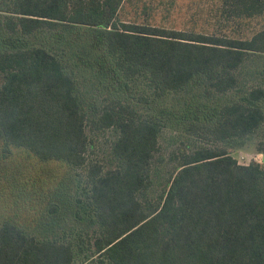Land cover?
<instances>
[{
    "label": "trees",
    "instance_id": "16d2710c",
    "mask_svg": "<svg viewBox=\"0 0 264 264\" xmlns=\"http://www.w3.org/2000/svg\"><path fill=\"white\" fill-rule=\"evenodd\" d=\"M1 1L0 36L14 48H0V136L43 160L88 166L96 223L92 260L264 264V163H240L226 145L264 123L262 85L218 108L215 124L205 127L209 145L169 152L177 166L153 197V167L167 158L159 141L162 122L120 100L105 103L92 123L115 128L118 136L111 146L117 164L104 169L90 160L91 120L74 76L46 46L17 45L43 28L63 41L66 32L86 26L102 33L115 72H141L160 92L203 76L214 92L226 93L240 88L239 71L250 54L264 53V25L244 37L122 21L125 0ZM221 3L224 22L264 14V0ZM74 257L71 241L38 239L8 221L0 225V264H74Z\"/></svg>",
    "mask_w": 264,
    "mask_h": 264
},
{
    "label": "rangeland",
    "instance_id": "374dc122",
    "mask_svg": "<svg viewBox=\"0 0 264 264\" xmlns=\"http://www.w3.org/2000/svg\"><path fill=\"white\" fill-rule=\"evenodd\" d=\"M221 1L125 0L118 18L195 31L218 29V33L244 37L264 25V14L224 22ZM0 5H4L1 0ZM66 33V38L60 41L55 30L43 28L21 38L17 45L46 46L57 53L66 70L74 76L77 92L91 120L90 136L95 146L90 160L101 163L104 169L117 164L111 146L118 136L115 128H101L92 123L105 103L120 100L134 106L143 116L162 122L159 141L167 158L153 167L150 189L153 197L163 192L177 166L176 161L168 159L170 151L175 147L191 150L202 144L209 145L211 138L205 127L215 124L218 108L237 100L245 88L264 87V53L250 54L240 68V88L235 90L214 92L205 77L197 76L183 88L160 92L141 72L126 76L120 69L114 71L116 66L106 51L101 32L79 26ZM6 47L13 49L14 45L0 36V48ZM226 145L240 163L257 161L261 154L258 148L264 149V123L255 134L233 138ZM87 167H74L62 160H43L0 136V225L8 221L38 239L71 241L74 264H97L92 260L96 223L88 197Z\"/></svg>",
    "mask_w": 264,
    "mask_h": 264
},
{
    "label": "built area",
    "instance_id": "2783aa9c",
    "mask_svg": "<svg viewBox=\"0 0 264 264\" xmlns=\"http://www.w3.org/2000/svg\"><path fill=\"white\" fill-rule=\"evenodd\" d=\"M259 156H260L259 157L260 159L256 158V160L259 161V162H262V154H260Z\"/></svg>",
    "mask_w": 264,
    "mask_h": 264
},
{
    "label": "crops",
    "instance_id": "0c3cea01",
    "mask_svg": "<svg viewBox=\"0 0 264 264\" xmlns=\"http://www.w3.org/2000/svg\"><path fill=\"white\" fill-rule=\"evenodd\" d=\"M262 154V157H263V153H261Z\"/></svg>",
    "mask_w": 264,
    "mask_h": 264
}]
</instances>
